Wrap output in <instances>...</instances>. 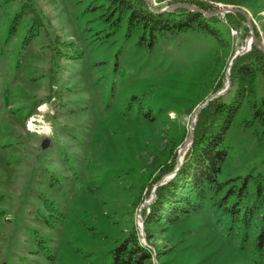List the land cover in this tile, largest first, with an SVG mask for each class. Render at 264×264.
<instances>
[{"label":"rangeland","instance_id":"obj_1","mask_svg":"<svg viewBox=\"0 0 264 264\" xmlns=\"http://www.w3.org/2000/svg\"><path fill=\"white\" fill-rule=\"evenodd\" d=\"M148 1L153 10L238 8L264 50V0ZM98 3L0 0V264H111L110 250L130 233L150 264H264L253 236L227 231L212 201L149 237L143 223L192 144L197 108L231 90V66L254 46L245 18L205 17L226 40L220 48L208 34L183 32L160 35L147 50L123 28L105 37ZM253 86L264 95V76ZM250 102L225 135L220 180L250 169L264 177Z\"/></svg>","mask_w":264,"mask_h":264},{"label":"trees","instance_id":"obj_2","mask_svg":"<svg viewBox=\"0 0 264 264\" xmlns=\"http://www.w3.org/2000/svg\"><path fill=\"white\" fill-rule=\"evenodd\" d=\"M93 9H100L99 17L107 23L109 31L105 37L123 28L124 39L130 41L135 37V46L147 50L153 48L158 36L183 32L208 34L215 39L218 48L226 42L209 26L213 18H205L186 8L153 13L142 0H99ZM33 35L31 33L28 40ZM261 59V52L254 46L248 54L237 57L230 71L231 90L199 110L192 144L181 166L156 188L155 199L144 213L147 237L151 229L174 225L198 213L209 200L211 206L226 217L227 231L241 230L243 241L252 235L254 249L260 254L264 251V177L250 169L243 176L219 179L228 159L225 135L241 104L248 98H251V119L247 125L258 127L259 138L264 143V95L255 97L253 86L257 73L264 76ZM110 259L111 264H150L151 254L136 235L130 233L110 250Z\"/></svg>","mask_w":264,"mask_h":264},{"label":"water","instance_id":"obj_3","mask_svg":"<svg viewBox=\"0 0 264 264\" xmlns=\"http://www.w3.org/2000/svg\"><path fill=\"white\" fill-rule=\"evenodd\" d=\"M145 4H146V6H147V8L149 9V11H151V12H153V13H160V12H164V11H172V10H175V9H178V8H186V9H188V10H191V11H194V12H198L199 14H201L202 16H204V17H210V16H213V15H217V14H222V13H232V12H235V13H238V14H241L244 18H245V21H246V23H247V25H248V27H249V29H250V42H251V44H253L255 47H257L258 48V45H257V42H256V37H255V35L253 34V31H252V24H251V21H250V19H249V17L242 11V10H240V9H238V8H233V7H224V8H219V9H216V10H214V11H212V12H209V13H206V12H204L202 9H199V8H197V7H195V6H193V5H191V4H187V3H175V4H172V5H170L169 7H167V8H164V9H162V10H153L151 7H150V3H149V1L148 0H142ZM250 42H247V44L248 43H250ZM259 50H260V48H258ZM248 50V48H242L240 51H237V52H235L234 53V55L232 56V58H231V63H232V61L238 56V55H240V54H243L244 52H246ZM263 54H264V50H260ZM231 63H230V65H231ZM218 94H216L215 96H217ZM212 97V96H211ZM211 97H209L207 100H206V102L204 103V104H202L201 106H199L198 108H197V110H199V109H201V108H203L207 103H208V101L210 100V98ZM191 130H192V126H191ZM45 141V139L43 140V142Z\"/></svg>","mask_w":264,"mask_h":264},{"label":"bare ground","instance_id":"obj_4","mask_svg":"<svg viewBox=\"0 0 264 264\" xmlns=\"http://www.w3.org/2000/svg\"><path fill=\"white\" fill-rule=\"evenodd\" d=\"M248 46H249V44H247L246 46H245V48H248ZM188 142V141H187ZM186 144V143H185ZM187 149V148H186Z\"/></svg>","mask_w":264,"mask_h":264}]
</instances>
